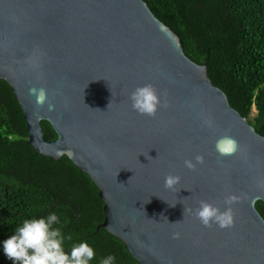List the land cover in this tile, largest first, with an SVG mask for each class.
I'll list each match as a JSON object with an SVG mask.
<instances>
[{
  "label": "water",
  "instance_id": "obj_1",
  "mask_svg": "<svg viewBox=\"0 0 264 264\" xmlns=\"http://www.w3.org/2000/svg\"><path fill=\"white\" fill-rule=\"evenodd\" d=\"M33 55L37 67L27 62ZM0 79L21 108L28 143L88 175L103 202L98 227L136 264H264L255 206L264 204V135L144 0H0ZM145 83L166 94L154 116L129 100ZM41 86L52 111L29 93ZM41 121L56 138L44 139ZM222 136L238 150L221 155ZM196 154L203 162L188 169L184 160ZM169 173L180 177L171 189ZM229 193L240 197L230 205L233 225H202L192 211L198 201L223 209Z\"/></svg>",
  "mask_w": 264,
  "mask_h": 264
},
{
  "label": "trees",
  "instance_id": "obj_2",
  "mask_svg": "<svg viewBox=\"0 0 264 264\" xmlns=\"http://www.w3.org/2000/svg\"><path fill=\"white\" fill-rule=\"evenodd\" d=\"M178 37L184 53L205 64L211 82L255 130L264 135V0H144ZM255 113L251 116L252 109ZM45 140L56 138L41 121ZM264 218V204L257 201ZM55 212L73 242L95 250L90 264L113 254L116 264H136L124 243L98 227L103 202L87 174L64 155L51 159L28 143L21 108L0 79V240L26 218ZM0 264H12L0 249Z\"/></svg>",
  "mask_w": 264,
  "mask_h": 264
},
{
  "label": "clouds",
  "instance_id": "obj_3",
  "mask_svg": "<svg viewBox=\"0 0 264 264\" xmlns=\"http://www.w3.org/2000/svg\"><path fill=\"white\" fill-rule=\"evenodd\" d=\"M38 56H30V67L38 66ZM29 93L34 97L37 105L47 104L49 111L54 110V104L49 100V94L44 87H31ZM162 97H164L162 99ZM131 107L142 115L154 116L158 106H166V94H158L151 83L137 85L130 93ZM205 124L211 125L210 120ZM216 150L221 155H230L238 150L236 140L230 136H222L216 141ZM193 159L195 163L193 162ZM193 159H185L184 165L188 169H194L197 163L203 162V156L196 154ZM180 181L179 175L166 174L164 184L167 188H174ZM240 197L229 193L224 200L225 208L220 209L205 200L198 201V206L192 210L200 223L206 227L215 224L217 227H230L234 223L231 204ZM185 212V209H184ZM179 221L173 222L177 223ZM60 220L55 212H49L46 216L26 218L16 226L10 235L0 240V249L6 259L12 264H90L95 256L94 248L85 240L75 241L71 247L65 250V241L71 236L66 235L59 225ZM178 232L172 233L173 238L179 237ZM99 264H116V257L109 253L103 257Z\"/></svg>",
  "mask_w": 264,
  "mask_h": 264
},
{
  "label": "rangeland",
  "instance_id": "obj_4",
  "mask_svg": "<svg viewBox=\"0 0 264 264\" xmlns=\"http://www.w3.org/2000/svg\"><path fill=\"white\" fill-rule=\"evenodd\" d=\"M255 113V110L254 108L252 109V112H251V116Z\"/></svg>",
  "mask_w": 264,
  "mask_h": 264
}]
</instances>
